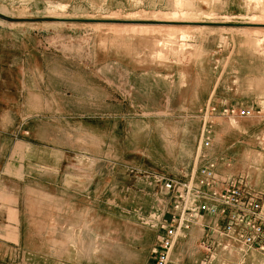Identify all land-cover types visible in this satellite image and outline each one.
<instances>
[{
	"label": "rangeland",
	"instance_id": "obj_1",
	"mask_svg": "<svg viewBox=\"0 0 264 264\" xmlns=\"http://www.w3.org/2000/svg\"><path fill=\"white\" fill-rule=\"evenodd\" d=\"M0 9L14 17L245 24L176 21L138 29L0 20V97L14 99L24 77L42 99L53 92L58 115L66 112L100 137L91 160L71 167L88 174V196L74 195L63 210L59 200L40 195L39 203L57 207L46 214L68 222L51 229L66 234L65 245H54L71 250L74 262L152 264L168 207L162 178H187L202 156L214 159L220 174L242 175L259 192L264 212V0H0ZM212 106L254 113L227 118ZM204 136L211 143L200 150ZM251 252L234 242L220 250L229 264H264V256Z\"/></svg>",
	"mask_w": 264,
	"mask_h": 264
},
{
	"label": "crops",
	"instance_id": "obj_2",
	"mask_svg": "<svg viewBox=\"0 0 264 264\" xmlns=\"http://www.w3.org/2000/svg\"><path fill=\"white\" fill-rule=\"evenodd\" d=\"M24 79L14 99L0 97V264H82L73 261L71 250L54 245H65L68 239L51 228L68 227V222L45 213L57 209L50 201L48 208L39 202L41 194L49 195L65 204L62 209L66 210L74 195H89L88 174L71 167L74 162L91 160L94 153L89 150H98L100 137L85 130L82 122L68 120L71 116L66 112L58 115L53 92L42 99L40 92L26 88ZM29 97L33 104L26 101ZM30 199L35 201L33 206ZM212 220L203 214L190 224L186 235L177 238L169 264H198L204 259L198 242L208 233L203 226ZM214 240L225 238L214 236ZM216 248L212 264H229Z\"/></svg>",
	"mask_w": 264,
	"mask_h": 264
},
{
	"label": "built area",
	"instance_id": "obj_3",
	"mask_svg": "<svg viewBox=\"0 0 264 264\" xmlns=\"http://www.w3.org/2000/svg\"><path fill=\"white\" fill-rule=\"evenodd\" d=\"M209 111L227 118L249 117L254 113L251 108L235 106L222 109L212 106ZM210 143L209 137L204 136L199 141L200 150ZM202 159L187 178H162L168 207L160 222L152 264H169L177 238L184 237L190 224L203 214L213 220L203 226L208 233L199 240L198 247L209 254L198 264L211 263L214 247L229 251L232 242L244 253L256 251L264 256V212L259 192L242 175L220 174L214 159L204 156ZM214 236H223L225 241L216 242Z\"/></svg>",
	"mask_w": 264,
	"mask_h": 264
},
{
	"label": "water",
	"instance_id": "obj_4",
	"mask_svg": "<svg viewBox=\"0 0 264 264\" xmlns=\"http://www.w3.org/2000/svg\"><path fill=\"white\" fill-rule=\"evenodd\" d=\"M0 20L19 23V22H81V23H106V24H129V25H160L164 24L160 21L149 20V19H107V18H56L48 16L40 17H13L0 12ZM187 24L197 25H229V26H242L243 23H232V22H200V23H190Z\"/></svg>",
	"mask_w": 264,
	"mask_h": 264
},
{
	"label": "bare ground",
	"instance_id": "obj_5",
	"mask_svg": "<svg viewBox=\"0 0 264 264\" xmlns=\"http://www.w3.org/2000/svg\"><path fill=\"white\" fill-rule=\"evenodd\" d=\"M0 12H2V13H4V14H6V15H9L8 13H6L5 11H3L2 9H0ZM10 16V15H9ZM157 16V15H156ZM173 16V15H172ZM14 17V16H13ZM48 17H56V18H72V17H66V16H64V15H48ZM161 17V16H160ZM169 17V16H168ZM174 17V16H173ZM182 17V16H181ZM190 18V17H189ZM185 19V18H181V19H177V18H165V16L163 17L162 16V18H160V19H157V17L155 18V19H149V20H156V21H160V22H162V23H164V24H174V23H178V22H176V21H180V22H190V23H194V22H196V20H193L192 18H190V19ZM107 19H109V18H107ZM128 19V18H127ZM126 18H125V20H127ZM257 21V20H256ZM259 21V20H258ZM211 22V21H210ZM223 23L225 22V21H222ZM249 22V21H248ZM255 21H253V23H254ZM14 23V22H13ZM18 23V22H17ZM197 23H200V22H197ZM251 23H252V21H251ZM256 24V23H255ZM128 27H130V28H138V29H145V28H159V27H162V26H144V25H137V26H134V25H129ZM168 30V29H167ZM253 31V30H252ZM183 35L181 34V37H182ZM156 42V41H155ZM159 43V42H158ZM157 44V43H156ZM154 46V45H153Z\"/></svg>",
	"mask_w": 264,
	"mask_h": 264
}]
</instances>
